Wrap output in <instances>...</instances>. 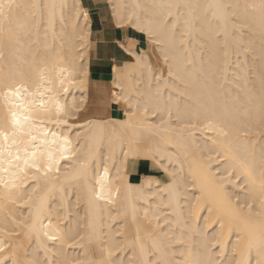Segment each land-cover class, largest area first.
<instances>
[{
  "label": "bare ground",
  "instance_id": "bare-ground-1",
  "mask_svg": "<svg viewBox=\"0 0 264 264\" xmlns=\"http://www.w3.org/2000/svg\"><path fill=\"white\" fill-rule=\"evenodd\" d=\"M109 4L162 63L123 45L124 116L76 120L91 12L0 0V264H264V0Z\"/></svg>",
  "mask_w": 264,
  "mask_h": 264
},
{
  "label": "crops",
  "instance_id": "crops-1",
  "mask_svg": "<svg viewBox=\"0 0 264 264\" xmlns=\"http://www.w3.org/2000/svg\"><path fill=\"white\" fill-rule=\"evenodd\" d=\"M82 1L92 15V33L89 48L91 70L88 78L87 100L76 119L87 120V118L106 119L110 117H123L125 113L124 104L122 102H115L114 99L112 100L114 88L112 81L115 79V69L113 68H118L123 83L127 89L131 90L133 81L129 72L134 69L135 59L131 52L124 48L125 46H130L137 52H140L142 51L141 49H149L150 41L146 33L137 30L130 24L119 25L114 22L115 18H113L114 15L111 12L110 0ZM123 45L125 46L123 47ZM112 58L114 59L112 60ZM105 73L107 74L105 75ZM95 75H100V77H95ZM106 76L109 77L107 78ZM117 111H119V114ZM128 169L130 170V176L137 179L144 172L155 171L156 167L151 162L130 160L128 162Z\"/></svg>",
  "mask_w": 264,
  "mask_h": 264
},
{
  "label": "rangeland",
  "instance_id": "rangeland-1",
  "mask_svg": "<svg viewBox=\"0 0 264 264\" xmlns=\"http://www.w3.org/2000/svg\"><path fill=\"white\" fill-rule=\"evenodd\" d=\"M149 50H150V52H152V58H153V61H154V63L155 64H161L162 62H161V59H160V56H159V53H158V49H156L157 47L156 46H154L151 42H150V46H149ZM153 56H155V57H153ZM157 59V60H156ZM156 60V61H155ZM76 120H78V119H76Z\"/></svg>",
  "mask_w": 264,
  "mask_h": 264
}]
</instances>
